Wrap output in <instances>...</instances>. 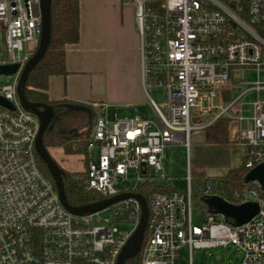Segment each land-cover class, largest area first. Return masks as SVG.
I'll return each instance as SVG.
<instances>
[{
  "label": "built area",
  "instance_id": "2783aa9c",
  "mask_svg": "<svg viewBox=\"0 0 264 264\" xmlns=\"http://www.w3.org/2000/svg\"><path fill=\"white\" fill-rule=\"evenodd\" d=\"M127 1L136 8L148 106L144 115L135 107L133 118L116 121L99 113L83 158L85 187L102 201L148 193V234L138 255L124 264H174L184 248L192 264L195 251L231 247L242 264H264V190L257 182L242 192L231 189V203L216 194L225 191V179L219 185L204 179L194 189L190 165L194 134L222 119L229 122L230 142L244 152L243 166L264 163V99L243 102L250 92L264 93V0ZM41 2L0 0V65L19 67L10 82L0 83V97L14 106H0V264H118L139 226L140 203L129 198L96 214L70 213L38 163L40 120L19 100V81L40 43ZM239 71L256 72L258 80L239 82L251 88L234 98L232 75ZM156 90L164 92L168 116L152 98ZM174 146L188 153L187 187L151 194V181L172 184L163 158ZM195 194L234 205L256 202L260 211L240 227L203 211L202 223L195 224Z\"/></svg>",
  "mask_w": 264,
  "mask_h": 264
},
{
  "label": "trees",
  "instance_id": "16d2710c",
  "mask_svg": "<svg viewBox=\"0 0 264 264\" xmlns=\"http://www.w3.org/2000/svg\"><path fill=\"white\" fill-rule=\"evenodd\" d=\"M80 1L81 0H53L51 7L52 34L50 45L44 58L29 75L25 96L35 104H45L53 108L55 117L44 135V145L50 153L51 149H62L65 155H86L87 146L92 138L95 120L99 115L96 108L88 104L73 103L69 101H51L49 99V80L55 76H67L66 49L68 46L80 42ZM39 48V46H38ZM229 122L219 120L205 131V149L200 148V158L210 166H225L229 163L230 150L237 151V146L229 140ZM192 152V151H191ZM51 155V154H50ZM40 169L45 176L55 185L46 165L37 156ZM57 163V162H56ZM58 164V163H57ZM192 165V163H191ZM60 167V165L58 164ZM63 171V180L67 202L72 207H83L98 203L103 200L85 187L86 172ZM192 169V167H191ZM192 171V170H191ZM251 170L242 166L231 170L224 181L225 191L217 192L231 203H235L230 195V190L242 192L251 184L245 182ZM158 181L148 183V189L153 193H172L176 189L172 184L165 187L158 185ZM145 198L148 193L139 191ZM203 213L209 214L204 204V199L194 196ZM193 200V201H194ZM230 223V220H227ZM148 232H146L145 237Z\"/></svg>",
  "mask_w": 264,
  "mask_h": 264
},
{
  "label": "crops",
  "instance_id": "0c3cea01",
  "mask_svg": "<svg viewBox=\"0 0 264 264\" xmlns=\"http://www.w3.org/2000/svg\"><path fill=\"white\" fill-rule=\"evenodd\" d=\"M127 2L80 1V42L66 49L67 76L49 80L51 101L88 104L106 117L107 111L134 114L143 107L136 8Z\"/></svg>",
  "mask_w": 264,
  "mask_h": 264
},
{
  "label": "rangeland",
  "instance_id": "374dc122",
  "mask_svg": "<svg viewBox=\"0 0 264 264\" xmlns=\"http://www.w3.org/2000/svg\"><path fill=\"white\" fill-rule=\"evenodd\" d=\"M0 47L3 52V47L0 44ZM0 48V49H1ZM5 57L0 55V63L3 61ZM234 82L236 83V88L232 92V97L237 98L246 89H250L251 87L248 85L249 83L256 82L258 80V74L256 72L247 71H239L234 73L233 75ZM259 79L264 83V71L259 75ZM11 79L8 77L0 76V83H8ZM239 82L248 83L245 86H239ZM152 98L155 100L157 105L160 107L161 111L168 116L169 109L167 106V100L164 96L163 91H153ZM258 98L264 99V93L257 94L255 92H250L243 99V102L249 104L255 102ZM148 106V98L144 102L143 107H141V113L144 115L146 113L145 107ZM251 107L248 105L245 107V115L250 116ZM99 110V109H98ZM97 110V111H98ZM155 116L154 112L150 111V118ZM107 117L111 121H116L118 119L125 118H133L134 114H125L118 112L116 110L107 111ZM145 118V117H144ZM205 133L198 132L194 134L193 137V147L190 156V165L192 167V176L194 178L193 187L197 190L199 185L203 183L204 179H214L217 180L218 185L222 183V181L226 178L231 170L239 169L244 164V152L242 148L237 147V151L233 149L230 150L229 155V163L225 166H210L207 165L206 161L200 158V148L205 149ZM236 146V145H235ZM50 154L52 158L60 165V167L66 172H77L81 173L85 171L83 156H69L65 155V152L62 149H51ZM163 165L165 168L166 175L172 179V187L178 190H185L186 185V177L188 175V167H189V159L188 153L185 148L181 146H174L168 149L163 158ZM158 185L165 187L164 182H159ZM195 190V193L197 191ZM196 195V194H195ZM250 199V198H249ZM201 207L198 204L197 200H194L193 206V220L195 224L202 223V215H201ZM109 213H104L103 215H108ZM102 215V216H103ZM121 230H131L130 227H121ZM242 255L239 254L235 248H219L214 250H199L195 251L193 257L192 264H242ZM174 264H191L190 255L186 248L182 249L180 252V258L175 261Z\"/></svg>",
  "mask_w": 264,
  "mask_h": 264
},
{
  "label": "water",
  "instance_id": "95a60500",
  "mask_svg": "<svg viewBox=\"0 0 264 264\" xmlns=\"http://www.w3.org/2000/svg\"><path fill=\"white\" fill-rule=\"evenodd\" d=\"M53 0H42V31L40 37L39 48L34 57L29 61L25 67L21 79L18 84V96L23 108L32 114L36 115L40 120V130L36 142V151L40 159L46 165L59 194L63 206L72 214L76 216H85L102 212L108 207L129 198L136 199L141 206V220L138 228L130 238L128 244L124 248L118 264H124L127 260L132 259L138 255L145 237L148 226L149 210L146 199L141 195H120L116 198L101 201L83 207H72L68 204L65 194L63 171L60 169L56 161L52 158L49 151L44 145V135L55 117L54 110L51 106L45 104H35L27 100L25 96V89L27 81L31 72L37 67L39 62L44 58L46 51L50 45L52 34L51 21V7ZM17 65H0V76L12 77L18 71ZM0 106L14 110L13 104L4 98L0 97ZM245 182L247 184L257 182L264 190V163L252 169L246 176ZM204 204L209 212L214 215H222L228 220H232L233 227H240L249 223L253 218L259 214V205L256 202H248L242 205H234L225 199L217 196L204 198Z\"/></svg>",
  "mask_w": 264,
  "mask_h": 264
}]
</instances>
